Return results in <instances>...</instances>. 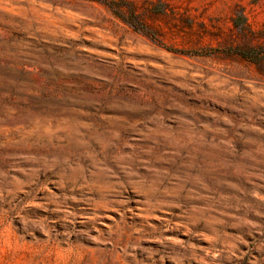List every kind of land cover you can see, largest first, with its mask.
<instances>
[{"label":"rangeland","instance_id":"1","mask_svg":"<svg viewBox=\"0 0 264 264\" xmlns=\"http://www.w3.org/2000/svg\"><path fill=\"white\" fill-rule=\"evenodd\" d=\"M0 264H264V0H0Z\"/></svg>","mask_w":264,"mask_h":264},{"label":"trees","instance_id":"2","mask_svg":"<svg viewBox=\"0 0 264 264\" xmlns=\"http://www.w3.org/2000/svg\"><path fill=\"white\" fill-rule=\"evenodd\" d=\"M241 56H243V57H250V55H249V53L248 52H245V51H240V53H239ZM256 54H258V53H256ZM252 57V56H251Z\"/></svg>","mask_w":264,"mask_h":264}]
</instances>
